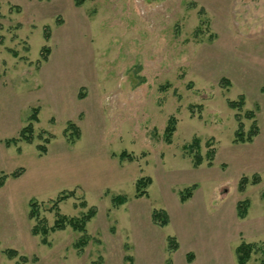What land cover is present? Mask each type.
<instances>
[{
	"label": "rangeland",
	"instance_id": "374dc122",
	"mask_svg": "<svg viewBox=\"0 0 264 264\" xmlns=\"http://www.w3.org/2000/svg\"><path fill=\"white\" fill-rule=\"evenodd\" d=\"M76 1L0 0V264H237L241 242L264 264V0ZM63 196L60 215L95 209L81 247L70 227L50 230Z\"/></svg>",
	"mask_w": 264,
	"mask_h": 264
},
{
	"label": "trees",
	"instance_id": "16d2710c",
	"mask_svg": "<svg viewBox=\"0 0 264 264\" xmlns=\"http://www.w3.org/2000/svg\"><path fill=\"white\" fill-rule=\"evenodd\" d=\"M84 0H77L76 1V5L82 3ZM46 52H48V50H45ZM229 108L230 109H234V110H240L243 107V99L242 97H240V99L238 101H230L228 102ZM245 116L250 119L253 118V114L252 113H246ZM235 118L237 119L238 117L235 116ZM29 123L26 127H24L20 133H19V139L23 140L26 143H30L31 142V135L33 133L32 130V122H36L37 121V110H32L29 119H28ZM238 128L235 132V136L237 137L236 140L238 142L241 143H246V142H251L252 137L256 134L257 132V126L255 121H253V125H252V129L250 131V133L248 134L247 137L244 136V134L242 133V124L240 122H238ZM70 128H73V134L75 136H78V132L76 130V128L70 124L69 125ZM175 127H176V120L174 118H170L167 122V126L165 128V141L167 143L170 142L171 137L173 136L174 132H175ZM16 141V140H15ZM186 149L189 150V152L193 153L191 156L194 155V165L193 167H198L201 165V161H200V157L198 155L199 153V139L194 138L191 142V144L189 146L185 147ZM37 149L40 151V153H45V149L44 147H40L38 146ZM209 160L212 156L213 153L209 152L208 154ZM120 159L123 160L125 157H127L129 160H132L131 157L126 154L125 152H122L120 154ZM17 176H19V173H12L11 177L16 178ZM7 176L3 175L0 178V187L4 184V181L6 180ZM244 179L243 182H239V190H243L244 187ZM243 183V184H242ZM151 184V180L150 178H141L139 180H137V182L135 183V191L137 193V198L140 197H144L147 196L146 192L144 191V188H146L147 186H149ZM191 189L189 191H186L185 195L183 193L180 194V201L184 202L187 199L191 198L192 196V192L195 190V186L190 187ZM66 196L60 197L53 205V209L55 210V216H56V220L54 223V226L50 229L51 231H60V230H64L66 227H70L72 230H74L75 232H78L81 234V237L79 239V241L76 243L77 247H81L85 241L84 236H85V232H86V224L94 217L95 215V209L91 208L89 209L85 214H83L81 217L79 218H73V217H66L63 215L59 214V209L57 208L58 203H60L61 201L65 200ZM112 202V206L113 207H119L122 206L123 204H125L127 202V198L124 196H115L111 199ZM244 204V205H243ZM246 201L244 202H239L237 204V217L243 219L246 215ZM37 216V208H36V203H31L30 204V211H29V218L30 219H35ZM153 220L159 225V226H165L168 223V218L167 216L163 213H157V212H153ZM32 233L33 235H37V234H42V240L41 243L42 244H46V236L48 234V230L45 228H38V226H35L32 228ZM168 243H169V247H171L173 250L176 249L177 247V243L176 241H174L173 238H169L168 239ZM255 244H251V243H245V242H241L240 245L237 246L235 253H236V262L237 264H247L249 262V260L251 259V255L252 253L255 251ZM5 254L8 258H13L16 257V251L13 250H7L5 251ZM19 261L24 262L25 258L20 257ZM24 264V263H22Z\"/></svg>",
	"mask_w": 264,
	"mask_h": 264
},
{
	"label": "crops",
	"instance_id": "0c3cea01",
	"mask_svg": "<svg viewBox=\"0 0 264 264\" xmlns=\"http://www.w3.org/2000/svg\"><path fill=\"white\" fill-rule=\"evenodd\" d=\"M259 213H260V212L258 211V212L256 213L255 216H253V215H252V216L255 217V218H258ZM246 217H247V215H246ZM246 217H245V218H246ZM245 218H243L242 220H244ZM240 219H241V218H240ZM252 222H253V221H252Z\"/></svg>",
	"mask_w": 264,
	"mask_h": 264
}]
</instances>
